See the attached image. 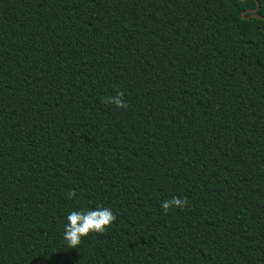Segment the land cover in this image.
<instances>
[{"label": "trees", "instance_id": "trees-1", "mask_svg": "<svg viewBox=\"0 0 264 264\" xmlns=\"http://www.w3.org/2000/svg\"><path fill=\"white\" fill-rule=\"evenodd\" d=\"M255 8L0 0V264H264ZM96 205L115 222L69 248L66 215Z\"/></svg>", "mask_w": 264, "mask_h": 264}, {"label": "clouds", "instance_id": "clouds-1", "mask_svg": "<svg viewBox=\"0 0 264 264\" xmlns=\"http://www.w3.org/2000/svg\"><path fill=\"white\" fill-rule=\"evenodd\" d=\"M104 102L120 108L127 107L123 99V93L121 92L105 98ZM67 196L69 199H72L76 196V193L70 191ZM186 204V199L174 196L171 199L163 201L161 208L165 212H168L172 208H182ZM115 220L116 215L113 209L102 205L72 210L65 217L63 239L69 248L76 249L89 234H103L113 225Z\"/></svg>", "mask_w": 264, "mask_h": 264}, {"label": "water", "instance_id": "water-1", "mask_svg": "<svg viewBox=\"0 0 264 264\" xmlns=\"http://www.w3.org/2000/svg\"><path fill=\"white\" fill-rule=\"evenodd\" d=\"M241 1H245V0H241ZM254 1L256 3V8L249 11V16H246L247 12H244V13L241 14V17L243 19L255 18V19L264 20L263 17H261L260 15L257 14L258 9H259V4H258L257 0H254Z\"/></svg>", "mask_w": 264, "mask_h": 264}]
</instances>
